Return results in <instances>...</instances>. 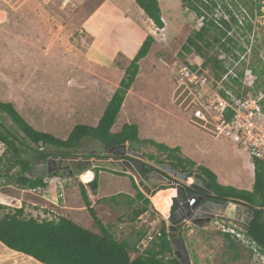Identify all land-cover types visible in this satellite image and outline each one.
Here are the masks:
<instances>
[{
    "label": "trees",
    "instance_id": "1",
    "mask_svg": "<svg viewBox=\"0 0 264 264\" xmlns=\"http://www.w3.org/2000/svg\"><path fill=\"white\" fill-rule=\"evenodd\" d=\"M182 8L201 20L200 28L195 29L182 45L180 56L196 54L203 60V66L219 78L226 72V63L239 61L249 47L251 58L249 66L257 75L260 88L264 90V29L257 19L264 17L262 0H180ZM146 16L159 28H164L161 9L158 0H136ZM261 28V30H260ZM155 43L153 36L148 35L137 52L135 58L125 69V75L118 89L113 94L102 118L96 127L76 125L66 139H60L52 134L35 130L28 124L13 104L0 101V142L7 146L0 158V184L3 186L14 183L20 189L32 190L46 188L44 177L31 175L34 167L50 158L76 159L85 141L99 143L105 149L128 144L136 152L143 154L145 162L130 158L123 159L138 164L139 173L143 178L151 174H160L169 178L159 170L157 165H170L179 173H195L202 175L210 184L213 200L217 203L233 200L237 204H245L249 209L251 220L247 234L264 249V164L253 160L255 166V182L252 191L239 190L218 183L217 176L208 168L197 165L188 157H184L180 148H170L154 140L141 139L139 127L136 124H125L121 131H112L121 112L126 95L136 81L139 73V63L150 52ZM225 56V60L220 57ZM245 66V63H242ZM153 149V152H141V149ZM152 163V164H150ZM134 166L133 169L134 170ZM98 169L88 179L91 193L96 195L99 172ZM93 174L89 168L78 171V177L83 173ZM118 175L129 176L132 186L137 191L136 199H127L130 204L140 203L141 207L134 211V219L149 210L152 198L141 192L131 175L115 172ZM49 174V173H48ZM51 173L49 176H56ZM65 176V175H63ZM70 178V177H69ZM94 178V179H93ZM197 194L208 193L200 187L193 186ZM172 186H161L157 191L168 190ZM82 200L99 233L93 232L66 217L58 220L27 217L25 209H6L0 204V243L11 251L33 258L40 264H183L178 253L182 249L180 240L184 230H179L178 237H172L165 223L161 226V236L144 254H137L136 244L143 237L139 232L135 242L119 240L111 229L105 226L92 207L85 185H79ZM153 194L156 195V192ZM153 197V196H152ZM117 203V198H111ZM171 213L178 210V204L172 199ZM221 235L228 242V263L240 259L243 247L228 235ZM245 251V250H244ZM248 259L250 257L248 255ZM197 264V263H195Z\"/></svg>",
    "mask_w": 264,
    "mask_h": 264
},
{
    "label": "rangeland",
    "instance_id": "2",
    "mask_svg": "<svg viewBox=\"0 0 264 264\" xmlns=\"http://www.w3.org/2000/svg\"><path fill=\"white\" fill-rule=\"evenodd\" d=\"M18 1L19 0H0V11L2 12H0V16H3V20L0 19V22H3L5 19V10L6 12L8 11L9 15H13L14 2ZM32 1L43 5L51 16L62 23L71 21L89 2V0H82L80 3L78 2L76 8H73L72 6L70 7V5L63 7L62 0ZM179 3V0L178 2L176 0V2L174 1L171 3V13L174 15L173 18L176 16V22L172 27H165L166 31L161 33L156 31L155 27L152 25L151 36L155 39V46L152 48L149 62L143 64L144 72L134 88V94H132L127 102L126 114H119L112 131L114 133L121 131L123 126L128 124V119L130 124H136L141 128L140 137L143 139H145V135L153 134L156 138H163L171 144L180 145L188 157L205 162V165L208 163L214 166L215 169H218V167L222 168L226 173L233 177L235 176L237 180L239 179L240 182H242L236 183L231 180V183L237 185L241 189L249 190L251 184L248 180L252 179V182L254 180V173L250 166V163H253V159L241 152L233 144L218 140L204 130L192 125L190 122V114L173 103V92L175 89L173 63L176 59L175 57L180 60H185L187 58L193 60L195 58V55L192 54L181 57L180 52L187 37L195 29L200 28V21L195 18V15L187 10H182ZM165 12H167L166 8ZM257 22H261L264 29V17L262 19H257L255 23ZM0 26H2V24H0ZM144 93L147 94V101L140 98ZM2 99L1 97L0 101L3 102ZM54 106V108L61 107L63 110L81 107V105L80 107L79 105L68 107L64 104ZM61 108L51 116H48L49 114L47 113L34 117H30L28 114L24 115L39 130L51 133L60 139H66L76 125L87 124L90 126H97L101 118L100 114L97 115V111L92 113V109L90 111L84 110L77 114H68L67 118H62L61 115L66 114L61 111ZM167 112L171 116H169ZM124 115H126V117ZM151 117L157 118L154 121ZM159 120L163 124L158 126L157 122ZM145 125L149 127H147L149 129L147 133H145L143 129ZM127 146L129 145L127 144ZM141 152H149V149H141ZM116 157L106 154L105 148L99 143L85 141L78 153L75 154L76 159L59 158L65 160L66 162L64 165H70L71 168L69 169L75 172L67 182V186H65L66 200L70 205L69 207H71L70 209L62 208L63 205L61 204V200L60 208H56L52 204L53 199L52 201L48 199L50 190H47L45 193L42 191H29L18 188L14 183L7 186L0 184V204L4 205L6 209H16L23 206L27 217H34L39 220H43L50 211H55L61 217L71 219L82 227L99 233V228L88 212L79 191V185L88 184V179L92 177L93 174L87 175L85 172L78 177L77 173L85 168H89L95 173L100 167H109L110 170H104L101 177L103 182L101 196L115 193L118 190L122 192H132L135 188L132 187L130 177L118 175L112 170L124 171L126 169H123L119 165V156ZM49 160H51V158ZM43 162L34 167L31 173L32 176L48 178L49 172ZM133 165L137 169L140 166L135 163ZM56 176L63 178V173L57 174ZM51 177L54 178L55 176ZM136 177L138 182L141 183L142 180H139L137 173ZM152 183L158 187L153 188V190L148 193L146 197L149 198L154 196L153 194L155 191L160 188L157 178ZM109 184L112 187H109ZM165 186H170V184ZM49 187H53V185H49ZM73 188H75V190ZM86 189L88 195L93 196L90 198L91 202L95 201V195L91 193L88 185H86ZM122 198L129 199L125 196H121L120 199ZM125 199L120 203L107 201L103 205V213L100 212L101 214L97 212V203L94 205L93 209L96 215L102 219L100 221H102L105 226L109 227L119 240L122 241L126 238H130L131 241L135 242L138 239L139 232L143 233L146 230L147 224H143L142 220L139 219L140 216L133 220L134 211L141 207V204L136 202L130 204ZM145 213L142 215H145L144 219L148 221L156 219L162 220L163 217L154 210L153 206L149 208L147 214ZM224 215L229 219H233L235 218V211L227 207ZM191 229L193 232L184 230L183 233L180 234L182 236L180 243L183 245V248L180 250L178 249V253L183 264L228 263V256L230 254L227 249L228 242L221 235L211 229L203 230L194 227ZM136 256L137 254L131 253L132 258ZM240 256L239 260L231 264H251L246 251L242 250ZM6 259H11L7 264H39L28 257L12 253L10 249L0 243V263Z\"/></svg>",
    "mask_w": 264,
    "mask_h": 264
},
{
    "label": "crops",
    "instance_id": "3",
    "mask_svg": "<svg viewBox=\"0 0 264 264\" xmlns=\"http://www.w3.org/2000/svg\"><path fill=\"white\" fill-rule=\"evenodd\" d=\"M174 1L176 2V0H158L166 28L172 27L176 22V16L173 18L174 15L171 13V3ZM179 2L182 8L181 1L179 0ZM83 8L68 23L60 22L51 16L43 5L32 0L14 2L12 16L8 14V11H4L5 19L0 22L2 24L0 26V98L2 97L5 103L13 104L23 119L37 131L44 132L30 122L24 114L34 117L47 113L48 116H51L61 108H54V105L64 104L68 107L72 105L80 107L81 105L80 108L74 107L68 110L61 108V111L66 114L61 115L62 118H67L68 114H77L91 109L92 113L97 111V115L100 114L102 118L125 75V69L135 58L146 37L151 35L152 25L156 27L136 4V0H89L87 6ZM152 48L139 63V73L126 95L120 114H126L127 102L134 94V88L144 72L143 64L149 62ZM140 98L147 101V94L144 93ZM167 114L171 116L168 112ZM124 116L126 117V115ZM156 118L151 117L154 121ZM127 123L130 124L128 119ZM157 124L159 126L163 123L159 120ZM147 127L145 125L143 128L145 133L149 131V127ZM141 131L139 127V137ZM145 139L154 140L170 148L178 147L183 156L188 157L180 145L171 144L163 138H156L153 134L145 135ZM149 152L154 153V150L149 149ZM188 158L196 162L197 165L211 170L217 176L219 184L244 190L231 183V180L240 182L235 176L231 180L225 179L224 176L229 174L222 168L215 169L208 163L205 165V162ZM250 166L254 173V164L250 163ZM100 169L110 170L109 167H100ZM126 170L118 172L124 173ZM103 173L104 170L99 172L95 201L91 202V204L93 203L92 207L97 203L99 214L103 213V205L107 201H111V198L116 197L117 203L125 199H120L121 196L131 200L136 199L137 191L134 189L132 192L118 190L115 193L101 196ZM130 173L133 172L125 174L129 175ZM93 175L95 177L94 172ZM134 177L138 188L141 192L147 193L146 196L153 188L158 187L152 183L156 178L159 181V186L171 182L160 174H151L146 179L139 176V180H143L141 183L138 182L135 173ZM248 181L251 186L247 191H252L255 173L253 182L252 179ZM109 187L112 186L109 184ZM73 189L75 190V188ZM172 189L158 191L152 199L153 207L162 215L169 213L168 202L171 201ZM49 190L48 199L56 200L55 186L53 185ZM91 197L93 196L89 195V198ZM60 200L64 209L71 208L66 200L65 190L64 199ZM196 229L200 228L196 227ZM179 233L180 231H178ZM178 234L175 237H178ZM124 240L133 242L130 238ZM11 252L28 257L21 253ZM28 258L34 260L31 257ZM10 261L11 259H6L0 264H7Z\"/></svg>",
    "mask_w": 264,
    "mask_h": 264
},
{
    "label": "built area",
    "instance_id": "4",
    "mask_svg": "<svg viewBox=\"0 0 264 264\" xmlns=\"http://www.w3.org/2000/svg\"><path fill=\"white\" fill-rule=\"evenodd\" d=\"M81 1L62 0V5L63 7L70 5V7L76 8L78 2ZM262 3L264 5V0H262ZM199 21L201 26L202 22ZM163 23L164 28L155 27L156 31L162 33L165 30L166 23L164 21ZM192 55H195L193 60L189 58L180 60L175 57L173 63L175 81L173 103L190 114L192 125L204 130L218 140L233 144L237 149L247 153L253 160L264 164V90L259 87L258 77L249 66L251 50L248 49L239 61L233 64L227 62L226 72L219 78H216L209 69L204 68L201 57L196 54ZM220 59L226 61L225 56H221ZM243 62L245 66L242 65ZM6 150V144L0 142V158L3 157ZM118 159L120 160L118 161L119 165L127 169H125L124 174L132 171L135 175L137 173L138 177L142 176L139 173V168L137 169L133 165L134 163L122 157ZM46 162L44 161L43 164L46 165ZM133 166L134 170H132ZM130 174L135 180L134 174ZM69 179V177L64 176L63 178L48 176L44 179V183L47 184L46 188L29 191H42L45 193L49 190V185H54L56 200H53L52 204L56 208H60L58 201L64 199L65 185ZM170 181V186L175 188L177 183ZM192 182H187L186 185L192 187ZM86 185H89V183ZM237 205L248 207L245 204H237L233 200H228L226 209L227 207L235 209ZM226 209L219 211L215 218L208 223L200 225L194 224L192 219H184L179 229L192 232V227H199L203 230L211 229L222 235H228L247 252L251 264H264V249L247 234L248 229L241 220L229 219L224 215ZM154 210L157 211L155 208ZM170 213L167 217H162V220L148 221L144 219L145 215L139 217L143 224H147V226L143 232V237L136 244V254H144L152 247L153 243L161 236L163 222L168 231L170 230ZM59 217L61 216L58 213L50 211L44 219L58 220Z\"/></svg>",
    "mask_w": 264,
    "mask_h": 264
},
{
    "label": "water",
    "instance_id": "5",
    "mask_svg": "<svg viewBox=\"0 0 264 264\" xmlns=\"http://www.w3.org/2000/svg\"><path fill=\"white\" fill-rule=\"evenodd\" d=\"M105 153L120 157L127 156L143 162L145 161L143 154L133 151L129 146H127V144L105 149ZM64 161L65 160L62 159L48 160L47 167L49 174L53 173L55 170L52 169L53 166H55L56 169L62 168L61 164ZM156 167L171 177L173 183H177L176 187L173 189L176 190L174 200L178 204V210L170 213L171 227L169 231L172 237L177 236L179 226L182 224L184 219H192L194 224L200 225L208 223L210 220L215 218L219 211H224L226 209L228 201L226 200L222 204L215 202L212 198L214 196L211 194L210 184L202 175L195 173H179L170 165H157ZM63 175L71 177L73 175V171L69 168H65ZM190 179L193 180V186L200 187L208 193H195V188L193 186L188 187L186 185ZM193 201L194 203L192 204ZM249 209V207H241V205H237L235 209H233L235 211V218L241 220L247 229L251 220ZM262 211L264 212V210Z\"/></svg>",
    "mask_w": 264,
    "mask_h": 264
},
{
    "label": "bare ground",
    "instance_id": "6",
    "mask_svg": "<svg viewBox=\"0 0 264 264\" xmlns=\"http://www.w3.org/2000/svg\"><path fill=\"white\" fill-rule=\"evenodd\" d=\"M0 19L1 20H3V16H0ZM144 133V132H143ZM159 135V134H158ZM165 137V136H164ZM169 140V139H168ZM224 178L225 179H228V180H231V179H233V176H229V175H226V176H224ZM193 180L192 179H190L189 180V182L191 183ZM236 183H241V182H239V181H237ZM172 192H173V194L171 195V201L170 202H168V206H169V212H170V209H171V205H172V199L176 196V190L175 189H172ZM153 197H155V196H153ZM153 197H151L152 199H153ZM153 205V204H152ZM159 213V212H158ZM161 214V213H160ZM169 214V213H168ZM162 215V214H161ZM163 217H167V215H162Z\"/></svg>",
    "mask_w": 264,
    "mask_h": 264
},
{
    "label": "flooded vegetation",
    "instance_id": "7",
    "mask_svg": "<svg viewBox=\"0 0 264 264\" xmlns=\"http://www.w3.org/2000/svg\"><path fill=\"white\" fill-rule=\"evenodd\" d=\"M114 156V155H113ZM116 157V156H115ZM120 157V156H119ZM117 158V157H116ZM47 162H48V160H47ZM47 162H46V168H47V171H48V167H47ZM66 161H64L61 165H62V168H57L56 169V167L55 166H53L52 167V169H55L54 171H53V173H56V174H60V173H64V169L66 168V169H68V168H71V166L70 165H67V166H65L64 165V163H65ZM73 171V170H72ZM75 174V172L73 171V175Z\"/></svg>",
    "mask_w": 264,
    "mask_h": 264
}]
</instances>
